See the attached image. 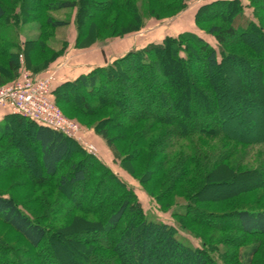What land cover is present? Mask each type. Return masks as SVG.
<instances>
[{
  "label": "rangeland",
  "instance_id": "obj_1",
  "mask_svg": "<svg viewBox=\"0 0 264 264\" xmlns=\"http://www.w3.org/2000/svg\"><path fill=\"white\" fill-rule=\"evenodd\" d=\"M0 1L8 2V0ZM87 1L88 3L90 1L91 4L94 3V7H91L90 4L84 7L85 14L81 22L82 38L78 48L75 46L78 33L75 9L50 12L49 14L54 18L71 19L70 24L66 27L51 28L47 25L44 26L43 21L36 18L38 15L37 9L34 7L36 0L26 2V8L34 18L21 26L18 39H34L42 34V30H47L51 35L48 36V33L45 32L47 38H44L43 41L47 45V52L41 51L37 55L35 53L28 54V65L31 69H41L51 57H55L59 53L61 48L63 50L60 55L56 56V59H62L72 52L81 53L94 48L107 57H112L102 64L107 65L130 51L140 50L149 43L161 42L166 37H177L185 32L194 33L213 47L218 48L216 39L206 31L211 25L217 24L223 28L233 25L238 28L247 19L255 20L256 18L250 0H236L238 10L232 11V7L229 6L227 9L228 16L225 12H221L222 18L214 20H207L206 17L209 18V15L216 10L203 11L202 7L204 4L215 0H187L183 3L182 8H174L175 10L173 9L176 4L175 1L132 0L140 14V17L135 20L118 6L109 9L105 14H99L100 6L108 5L110 0ZM116 3H121V0ZM238 11L241 12V19L237 18ZM260 13L264 17V9H260ZM141 19L142 24L140 26ZM225 43L231 53L247 61L248 68L237 65L236 62L228 63L224 69L220 67L216 74L213 71H208L206 63L201 59L190 65V72L183 73L179 65L168 56L160 63L164 69V77L149 70H143L144 79L154 93L152 98L159 99V103H155L151 106L152 109L149 108L145 112L160 115L163 109H169L171 105L160 101L156 91L159 88L166 89L169 85L173 86L175 79H179L183 85L178 87L176 91H186L179 106L183 110L186 104L189 107L187 108L188 111L186 110L185 117H183L181 110L173 111L170 110L171 108L167 114L182 121L187 129L198 128L199 126L202 128L204 123L212 122L213 119L220 123L215 124V126L209 124L206 127L213 126L214 128L221 125L224 128L223 132L215 135L197 132L188 138L176 139L171 150L165 152L169 156V162L160 176L148 177L144 180V185L160 198V202L165 207L174 205L169 210L163 209L142 184L120 165L119 161H113L111 151L96 128L103 129L108 121V124L112 126L108 129V137L116 145L121 156L124 157L123 162L126 168L136 176L142 177L145 164L148 165V158L145 162L144 158L137 157L140 143L139 140L133 142V139L137 132L147 127L151 130L148 134V146L150 147L152 142H157L160 139V131L167 125H155L154 123L149 125L150 120L139 123L127 122L128 118L136 113V107H134L132 100L121 103L123 112L120 115L113 114L114 106L108 105L103 109H94L97 103L92 96L91 98L87 97L89 102L87 112L81 113L70 107L64 111L67 116L62 113L80 125L78 142L84 148V152L90 154L85 147L87 144L94 146L95 154L90 155L104 164L125 186L132 189L134 198L144 215L174 226L180 240L190 243L196 248H205L204 243L206 242L217 246V249L221 250L222 253L220 254L218 251V254L212 255L217 264H222L223 258H226L227 264H242V251L259 242L260 251L253 264H264V237L247 236L241 232L237 220L231 214L234 210L245 207L264 208V174L260 170L258 173L255 172L262 164L264 166V145L259 143L264 139V97L259 96L260 91L263 90L264 92V73L259 76L258 80L255 79L254 74L258 72V68L252 64L255 59H258V51L264 53V45L258 36L251 31H247L244 35L234 33L232 36H225ZM22 69L27 68L21 67L19 71ZM27 70L32 75L35 74L30 69ZM199 70H202L206 79L210 77L212 83L219 82L223 85L209 90L208 99L211 100L210 102L204 101L198 94V90L206 92L205 89L199 88L200 86L198 87L195 83L192 84L195 82V77L202 76ZM239 70L241 72H237ZM51 71L52 86H55L61 81H57L56 73H53L55 70L51 69ZM50 74L47 73L43 77H48ZM0 76L2 78L6 76L0 83V87L15 80L12 72L8 71L7 60L2 56H0ZM244 77L247 79V85L241 87V78ZM234 81L240 85L233 84ZM204 82L206 81H203L202 84H205ZM206 84L208 87L210 86L207 82ZM113 96L112 93H108L110 100ZM245 99L247 100L244 103L243 100ZM215 100L217 104L214 103ZM77 103L82 105L80 100ZM193 111L196 113L193 114ZM207 111H209L208 114H206ZM236 112H238V116H235ZM33 136L34 131L32 129L21 125V129H16L12 135V145L6 147V145L0 144V151L6 153L4 159L0 158V192L12 195L21 206L28 208L33 217L50 227L52 234L54 233L58 239L54 242L51 241L52 244H55L56 252L54 251V255L58 260L56 264H81L79 260L83 259L84 251L97 252L103 257H108L106 264H115L113 260L114 251L111 250L110 246L114 240L117 241L121 238L123 230L130 224L129 218H125L121 222L119 230L115 233H107L103 230L102 224L112 212L114 203L112 199H109L111 196L104 191L103 187L99 188L94 201L95 204L102 201L103 208L94 211V213L92 212L93 209L87 212L71 209L74 199H81L84 196V185L60 190L56 182H40L39 178L43 173L40 163L35 158L31 160L27 158V155L36 154L38 151V145ZM198 151L202 153V156L198 158V163L202 166H206V163L211 166L213 158L220 151H227V162L218 163L212 169L209 177L204 179L200 176L203 175L200 172L189 173L187 177H183L179 181L177 188H174L170 193L171 195L167 197L166 191L169 190L172 183V181L167 182V176L172 171L173 165L176 167V171L173 173L177 177L178 170L184 166L183 159L189 154L188 152L193 154ZM18 154L21 156L20 159L17 158ZM147 154L149 155L148 151ZM166 155H163L162 158H166ZM15 163H18L20 168L13 170L7 168V165H14ZM152 170L154 168H151V172H153ZM99 174L98 171H94V178ZM106 186L108 183L104 185V187ZM188 197L197 200L198 207L201 208L199 213L192 212V215L199 219L197 221L181 220L172 216L173 211H183L181 206ZM101 204L99 205L101 206ZM216 214H221V217L215 216ZM0 239L2 242L16 247V249L22 250L24 255L20 256V260L22 262L24 260L23 264L46 263L44 258L38 260L30 258L27 244L18 234L1 222ZM225 252L227 254L223 255ZM52 253L48 251L49 257L54 259Z\"/></svg>",
  "mask_w": 264,
  "mask_h": 264
},
{
  "label": "trees",
  "instance_id": "obj_2",
  "mask_svg": "<svg viewBox=\"0 0 264 264\" xmlns=\"http://www.w3.org/2000/svg\"><path fill=\"white\" fill-rule=\"evenodd\" d=\"M27 1L28 0H8V2L6 1L7 3L0 1V56L7 60L8 71L12 72L13 79L17 78L21 67L30 69L35 74H41L48 70L50 64L56 60V56L60 55L63 50V48H61L59 53L55 57H51L41 69L33 70L30 68L28 65V54L35 53L37 55V53L41 51L47 52V45L43 40L47 38V35H51L47 30H42V34L36 36L34 39H18L21 26L34 18L26 8ZM168 1H175L176 4L173 9H179V7H183V3L187 0ZM116 2H118V0H110L108 5L104 7L100 6L98 10L99 14H105L109 9L118 6L133 20L140 17L132 0H121V3ZM112 3H114V5H112ZM236 3L238 4L236 0H215L204 4L202 10H216L209 15V18L206 17L207 20L221 19V12H225L228 16L227 9L229 6L232 7V11L238 10L239 7ZM89 4L91 7H94V3L91 4L90 1L88 3L87 0H36L34 7L38 12L36 18L41 19L44 26L47 25L51 28L66 27L70 24L71 19L54 18L49 14L50 12L58 10L71 11L75 9V21L78 29L75 46L78 48L77 46H79L82 38L81 22L85 14L84 7ZM250 4L253 8L254 16L256 17L255 20L247 19L243 24L238 26V28H235L233 25L223 28L217 24H213L206 30L209 35H212L216 39L218 48L213 47L194 33L185 32L179 34L177 37H166L161 42L149 43L140 50L130 51L126 55L115 59L110 64L96 66L72 80L61 81L55 86H51L50 98L59 106L63 113L70 107L81 113L87 112L89 106L87 97L91 98L92 96L97 103L94 109H103L108 105L114 106L113 114L120 115L123 112V105H121V103L123 101L132 100L134 102V107H136V113L128 118L127 122L139 123L144 120H150L149 125L152 123L155 125H167L166 128L160 131V139L157 140V142H152L150 147L148 146V134L151 130L147 127L137 132L133 139V142L139 140L140 143L137 157L144 158L146 160L145 162H147L148 158V167L145 164L142 177L136 176L126 168L123 162L124 157L121 156L116 145L108 137V129L112 127L108 124V121L106 125L104 124L105 126L103 129H98V127H96L98 133L105 140L106 145L111 151L113 161H119L120 165L142 184L163 209L169 210L173 208L174 205L171 204L165 207L160 202V198L154 195L152 191L144 185V180L148 177L153 178L160 176L169 162V156L168 154L166 155L165 152L171 150L173 142L178 138H188L197 132H204L206 134L213 133L215 135L223 132L224 128L219 125V127H214V129L213 126L220 122L213 119L212 122L207 121L204 123V127L202 128L199 126L198 128L187 129L182 121L176 120L167 114L170 108V110L173 111L181 110L183 112V117H185V113L188 111L187 108L189 107L186 104L183 110L179 106L183 99V95L186 94L185 90L176 91L178 87L180 88L183 85L179 79H175L173 86L169 85L166 89L159 88L156 91L160 101H164L171 105L169 109H163L160 115H153L152 113L145 112L149 108L152 109L151 106L155 103H159V99L155 100L152 98V94L154 95V93H152L144 79L143 70H149L158 76L164 77V69L160 63L168 56L179 65L183 73L190 72V65L194 61L201 59L206 63L208 71H213L215 73L219 72L220 67L223 69L227 67L228 63L236 62L237 65H243L248 68L249 64L247 61H244L241 57H237L228 50V46L225 43V36H232L234 33L244 35L247 31H251L258 36L264 45V17L260 13V9H264V7H262L264 6V0H250ZM239 12L240 11L237 13V18L241 19V12ZM198 20H200L199 17ZM198 23H200V21H198ZM139 24L141 26L142 19ZM45 32L48 34L45 35ZM19 57H21L22 61L19 60ZM252 64L258 68V72L254 74V78L258 80L259 76L264 73V53L258 51V59H255ZM200 72L202 76L195 77V82L192 84L194 85L195 83L198 87L200 86L199 88L205 89L206 92L198 90V94L204 101L210 102L211 100L208 99L209 90L215 89L218 86L222 87L223 85L219 82V84L216 82L212 83L210 77L206 79L202 70ZM237 72H241V70ZM5 78L6 76L3 78L0 76V83ZM202 80L210 84V88L207 86L206 82L202 84ZM233 84L237 86L240 85V83L235 81ZM246 85V77L241 78L240 86L246 87ZM120 89H122L121 92ZM78 91H80V93H78ZM108 93L114 95L112 100L109 99ZM259 96L264 97L263 90L259 92ZM78 100L81 101V106L77 103ZM246 100L247 99L243 100L244 103ZM214 103L217 104V101L215 100ZM194 112L196 113V111H193V114ZM208 113L209 111H207L206 114ZM237 113L238 112H236L235 116H238ZM3 120L2 124H0V144H4L6 147L12 145V135L15 133L16 129H21V125H25L27 128L34 131L33 139L38 145V151L36 154L27 155V158L30 160L35 158L40 163L43 172L42 176L39 178L40 182H56L60 190L84 185V196L81 199H74V204L71 209L85 212L93 209L92 212L94 213V211L103 208V204H101L102 201H100V203H94L99 188L103 187L104 191L112 197L109 199L114 201L112 212L107 216L104 224H102L103 230L107 233H115L119 230L121 222L125 218H129L130 224L123 230L121 238L117 241L114 240V243L110 246L111 250L114 251L113 260L115 264H217L212 257L213 254H218V251L222 254L221 250L217 249V246L206 242L204 243L206 245L205 248H196L190 243L180 240L174 226L158 221L146 214L144 215L138 202L134 198L132 189L125 186L122 181H119L99 160L85 153L84 148H82L78 141L51 127L38 124L26 116L14 114L12 112L5 114ZM209 124L213 126H210V128L206 127V125ZM259 143L264 145V139ZM226 152L220 151L217 153L213 158L211 166L208 163L205 164L206 166H202L198 163V158L202 156V153L199 151L193 154L188 152L189 154L183 159L184 166L181 170H178L177 177L174 175L176 171L174 165L172 171L167 176V182L172 181V183L165 195L167 197L170 196L174 188H177L179 181H181L183 177H187L191 172L202 173L203 175H200L203 177L202 179L209 177L212 169L218 163L223 161L227 162L228 156ZM163 155H166V158H162ZM5 157V151H0V158L4 159ZM20 157L21 156L18 154L17 158L20 159ZM7 168L13 170L20 168V166L18 163H15L14 165H7ZM151 168H154V170H152L153 172H151ZM257 169L258 170H255L256 173L260 170V172L264 174L263 164ZM94 171L100 173L95 178ZM106 183H108V186L104 187ZM99 204H101V206ZM181 207L183 211H173L172 216L181 220H199L192 215V212L199 213L201 209L198 207L197 200L188 197L187 201H185ZM231 214L237 220L241 232L247 236L264 237V208L245 207L234 210ZM215 216L221 217V214H216ZM0 222L18 234L27 244L30 258H33V260L44 258L46 259V263L43 264H56V262H58L54 255L55 244L51 242L57 241L58 239L54 236V233L52 234L50 227L33 217L27 207L21 206L15 198L8 193L0 192ZM259 248L258 242L242 251V264H253L255 257L260 251ZM48 251L53 252L52 256L54 255L53 257L55 260L49 257ZM226 254V252L223 253V255ZM22 255H24L22 250H18L16 247L6 244L0 239V264H23L24 260L23 262L20 260V256ZM107 259L108 257H103L97 252L84 251L83 259L79 260V262L81 264H106ZM225 259L226 258L222 259V264L228 263Z\"/></svg>",
  "mask_w": 264,
  "mask_h": 264
},
{
  "label": "built area",
  "instance_id": "obj_3",
  "mask_svg": "<svg viewBox=\"0 0 264 264\" xmlns=\"http://www.w3.org/2000/svg\"><path fill=\"white\" fill-rule=\"evenodd\" d=\"M52 82V74L36 77L29 70L22 69L15 80L0 87V106L78 141L80 125L66 117L51 100ZM85 147L88 153L95 154L93 145L87 144Z\"/></svg>",
  "mask_w": 264,
  "mask_h": 264
},
{
  "label": "crops",
  "instance_id": "obj_4",
  "mask_svg": "<svg viewBox=\"0 0 264 264\" xmlns=\"http://www.w3.org/2000/svg\"><path fill=\"white\" fill-rule=\"evenodd\" d=\"M107 55H109L107 53ZM112 58V57H110ZM106 55L98 50L90 49L81 53L72 52L70 55H66L62 59H56L54 63H51L47 71L41 74H35L36 77H43L47 73L55 74L57 81L72 80L82 73H86L96 65H102L109 59ZM54 67V68H53ZM10 111L6 107L0 106V124L4 121V115Z\"/></svg>",
  "mask_w": 264,
  "mask_h": 264
}]
</instances>
